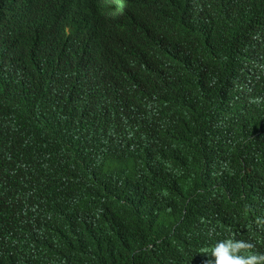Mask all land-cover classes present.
Instances as JSON below:
<instances>
[{
    "label": "trees",
    "instance_id": "1",
    "mask_svg": "<svg viewBox=\"0 0 264 264\" xmlns=\"http://www.w3.org/2000/svg\"><path fill=\"white\" fill-rule=\"evenodd\" d=\"M225 238L264 253V0H0V264Z\"/></svg>",
    "mask_w": 264,
    "mask_h": 264
},
{
    "label": "clouds",
    "instance_id": "2",
    "mask_svg": "<svg viewBox=\"0 0 264 264\" xmlns=\"http://www.w3.org/2000/svg\"><path fill=\"white\" fill-rule=\"evenodd\" d=\"M253 248L254 245L245 240H217L211 251L205 254L204 264H264V253L255 252Z\"/></svg>",
    "mask_w": 264,
    "mask_h": 264
}]
</instances>
